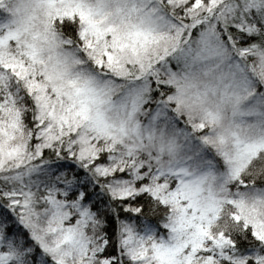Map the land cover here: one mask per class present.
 I'll use <instances>...</instances> for the list:
<instances>
[{"label":"snow or ice","instance_id":"obj_1","mask_svg":"<svg viewBox=\"0 0 264 264\" xmlns=\"http://www.w3.org/2000/svg\"><path fill=\"white\" fill-rule=\"evenodd\" d=\"M0 264H264V0H0Z\"/></svg>","mask_w":264,"mask_h":264}]
</instances>
